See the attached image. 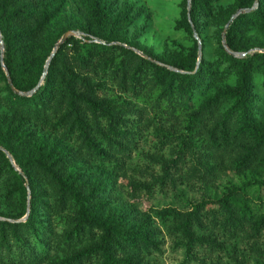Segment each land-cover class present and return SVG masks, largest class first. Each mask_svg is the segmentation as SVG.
Returning <instances> with one entry per match:
<instances>
[{
	"label": "trees",
	"instance_id": "obj_1",
	"mask_svg": "<svg viewBox=\"0 0 264 264\" xmlns=\"http://www.w3.org/2000/svg\"><path fill=\"white\" fill-rule=\"evenodd\" d=\"M82 1L75 6L73 0H0L3 61L18 90L36 86L62 33L85 34L60 45L31 95L12 90L0 63V215L21 218L27 201L25 179L3 149L30 188L26 221L0 220V264H151L146 257L161 244L157 218L186 239L187 250L208 245L229 257L225 264H244L235 253L236 239L264 228V214L255 213L247 196L252 185L264 187V99L256 87L264 75V52L258 51L264 42L251 37L254 30L264 35V0L227 27V44L245 53L240 57L225 51L221 33L232 13L254 0H233L226 7L217 6L219 0H191L190 21L182 0L176 26L190 45L159 53L118 31L128 30L142 9L132 15L126 2ZM211 17L223 22L212 51L200 31L202 19ZM195 34L201 40L199 63ZM138 108L159 115L156 134L161 144L169 143L155 183L161 190L175 188V170L190 162L203 171L198 179L204 187L228 170L250 173L251 179L215 193L201 190L188 211L164 206L150 214L126 201L102 208L113 180L98 167L124 170L138 145ZM143 184L132 186L153 197L154 187ZM205 228L210 231L200 233Z\"/></svg>",
	"mask_w": 264,
	"mask_h": 264
},
{
	"label": "rangeland",
	"instance_id": "obj_2",
	"mask_svg": "<svg viewBox=\"0 0 264 264\" xmlns=\"http://www.w3.org/2000/svg\"><path fill=\"white\" fill-rule=\"evenodd\" d=\"M81 1L73 0L75 6H81ZM125 2L133 6L132 15L138 9H142V12L128 30L119 27L118 31L121 34L125 31L129 39L135 37L143 48H153L157 53L166 48H187L190 45L189 39L183 36L176 26V20L179 18L182 8V0H117L114 6H122ZM232 3L233 0H219L216 5L226 7L231 6ZM72 4L67 5V9H70ZM218 18H203L200 27L201 37L205 38L210 51L215 49L217 32L223 26V22ZM252 34L253 43L260 44L264 42L263 34L255 30L252 31ZM253 50H257V47ZM256 87L259 90L260 99H264V75L258 77ZM158 116L150 108H138V112L134 115L138 121L136 123L139 133L138 145L132 149L130 158L125 162L124 170L118 171L110 167L97 168V172L103 170L106 172L105 175H111L110 178L113 180L112 184L106 186L110 191L105 195L102 208L113 209L118 203H125L126 201L135 204L137 208L150 214H152L151 208L159 209L164 206H173L188 211L191 208L189 204L198 199L201 190L204 193H215V191L222 190L228 184L240 185L251 179L250 173L237 174L228 170L221 173L217 180H209L208 187H204L205 184L202 183L204 180L198 179L203 171L199 166L190 162L175 170V176L178 179L175 188L166 185L161 190L158 184L155 183H159L157 177L162 174L161 163L169 157L170 149L169 143L161 144V135L156 134ZM198 151L201 150L198 149L197 154ZM132 168L137 169L138 173L136 174ZM102 178L99 180L100 184L103 183ZM140 181H144L143 185L147 183L154 187L153 197H146L144 190L141 192L132 186L133 182ZM247 196L255 213L264 214V187L258 189L256 184L252 185L247 191ZM156 224L161 244L160 250L150 252L147 255L146 259L151 264H225L229 260V257L226 254L224 255L223 251H210L208 245L199 246V243H196V246L187 250L184 245L185 238L179 234L170 233L168 227L164 226L158 218ZM209 231V228H205L200 233L207 234ZM221 239L224 238L219 237L218 240ZM233 241L235 240L227 243ZM235 243L237 245L235 253L239 258L244 259V264L264 263V228L255 236L248 237L244 233L243 236L236 239Z\"/></svg>",
	"mask_w": 264,
	"mask_h": 264
},
{
	"label": "water",
	"instance_id": "obj_3",
	"mask_svg": "<svg viewBox=\"0 0 264 264\" xmlns=\"http://www.w3.org/2000/svg\"><path fill=\"white\" fill-rule=\"evenodd\" d=\"M258 2H259V0H254L253 5L251 7H249V8H238L234 13H232V15L230 16V19L224 25V28H223L222 33H221V44H222L223 48L225 49V51H227L229 54H231L233 56H236V57H240V56H243L245 54L244 52L233 51V50H231L229 48V46L227 44V41H226V30H227V27H228L229 23L234 18H236L239 14L244 13V12H248V11H251L253 9H256L258 7ZM190 8H191V0H187V15H188L189 21L191 20L190 19V15H189L190 14ZM84 35L85 34L82 31L78 30V29H68L64 33H62V35L54 43V45L52 47V50H51L49 56L45 60L44 67H43L44 70H43V73L41 75V78H40L39 82L32 89H30L28 91H21V90L16 89L12 85V80H11L9 71H8L6 65L4 64V61H3V51H4V48H3V40L1 38V32H0V63H1V66H2V68L4 70V73H5L6 79L8 81V84L10 85V87L12 88V90L15 93H18L20 95H31L40 86V84L42 83L43 78H44V76H45V74L47 72L48 65H49L52 57L55 55L57 49L60 47V45H62L67 40V38H69L70 36H75V37H78V38H83ZM195 37H196L197 42H198V50H197L198 58H197V63H199L200 58H201V40L196 36V34H195ZM91 38H93V37H91ZM93 39L95 41H98V39H96V38H93ZM116 43L123 44V43H120V42H116ZM123 45H125L128 48L134 50L136 53H138L139 55L143 56L144 58H146V59H148L150 61L156 62L159 65L165 66V67H167V68H169L171 70H174V71L184 72L183 70H180V69H178L176 67H173L171 65L162 63V62H160V61L152 58L150 55H148L147 53H144L143 51L139 50L138 48H136L134 46H129V45H126V44H123ZM259 51L260 52H264V48H260ZM194 71L195 70H193L192 72H194ZM3 151L6 153V156L8 157V159L11 162V164L13 165V167L16 170H18V172L20 173V175H22V177H24V179H25V184H26V189H27V201H26V211H25L24 216H22L21 218L13 219V218L4 217V216H1L0 215V220L9 221V222H24L28 218L29 212H30V188L28 186V180L26 178V175L22 171V169L15 163L12 155L6 149H3Z\"/></svg>",
	"mask_w": 264,
	"mask_h": 264
}]
</instances>
